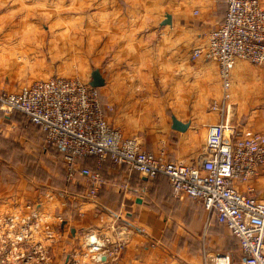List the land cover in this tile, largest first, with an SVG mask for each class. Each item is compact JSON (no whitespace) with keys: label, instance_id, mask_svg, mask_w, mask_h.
I'll return each mask as SVG.
<instances>
[{"label":"rangeland","instance_id":"obj_1","mask_svg":"<svg viewBox=\"0 0 264 264\" xmlns=\"http://www.w3.org/2000/svg\"><path fill=\"white\" fill-rule=\"evenodd\" d=\"M137 9L141 10L129 7V0H0L2 89L14 91L21 85L49 75L70 76L89 82L91 71L98 69L105 80L104 85L98 87L100 101L105 106H112L107 117L116 126H129V93L156 98L147 103H133L134 115L150 109L151 119L162 112L191 119L199 112H209L210 100L203 101L204 93L201 90L205 87V91H208L216 79V83L221 84V81L215 77L212 63L201 57L189 59L194 47L184 48L180 56H174L175 65L168 66L166 71L158 70L155 63V69L150 72H132L129 90V62H137L135 55H129V48L132 50L135 45L145 47L141 40L145 34L135 32L142 28L134 26L132 32H129V20L136 21L139 18ZM132 33L135 38L129 40V34ZM165 45L169 47L170 42L166 41ZM263 72L264 66L239 63L233 71L232 86L247 87L259 79ZM214 96L209 94L208 98ZM183 108L187 111L184 115L181 112ZM0 117H3L0 126V157L3 160V180L6 185L10 182L26 185L25 192L29 199L30 192L43 193L47 189H59L66 182L61 151L49 144L38 127L18 112H5L0 108ZM152 130V139L149 135L140 141V145L143 149L156 151V146L155 149L150 147L153 141L157 145L158 128ZM173 136L176 137V134ZM80 161L81 165L93 164L90 157H83ZM83 200L96 202L97 199L83 195ZM31 207L27 211L21 210L19 214L24 213L26 216L30 209L34 210L36 220L41 218L42 225H51L37 207ZM28 222L33 225L34 219L31 217ZM113 224L115 221L112 222L111 216L107 229L114 230ZM194 227L198 235L203 229V223ZM205 229L208 230L207 239L200 235L198 242H215L216 248L219 245L216 242H229L234 248L227 246L218 251L230 253L233 262L237 264L238 258L234 259L236 240L228 230L217 223ZM54 232L57 234L56 228ZM90 232L99 233L92 229L81 233L78 247L66 256V264H104L117 258L125 244L123 239L116 242L113 233L108 230L103 233L104 237H109L101 250L106 257L97 261L92 258L93 253L88 252V246L82 245L83 236ZM35 237L38 242H10L13 239L12 233L0 227V264H49L52 258L47 245L53 242L54 237H45L41 230L36 232ZM118 246H122V249L117 250ZM29 256H33L32 261ZM204 260L197 264H208L211 258H207V263Z\"/></svg>","mask_w":264,"mask_h":264},{"label":"crops","instance_id":"obj_2","mask_svg":"<svg viewBox=\"0 0 264 264\" xmlns=\"http://www.w3.org/2000/svg\"><path fill=\"white\" fill-rule=\"evenodd\" d=\"M260 1L264 6V0ZM129 7L141 8L136 10L140 13L139 18L136 21L129 20V32H132L134 26L142 28L135 32L145 34L141 40L146 47L135 45L134 49L129 48V55H135L137 61L129 62L130 90L132 72H150L155 69V63L158 70L166 71L168 66L175 65L174 56H180L184 48H205L209 32L224 19L227 3L225 0H129ZM167 15L169 23L166 22ZM129 37V40L135 38L133 33ZM166 41L170 42L169 47H166ZM191 58L190 54L189 59ZM207 61L214 65L215 77L220 80L216 61ZM242 62L253 65L246 60L237 59L233 71ZM210 63L206 62L207 65ZM51 76L55 75L47 77ZM137 77L140 78L139 75ZM232 80L233 72L230 107L224 115L210 108L209 112H199L191 119L176 114L165 115L163 112L151 119L150 109L143 114L140 111L134 115L132 104L155 101V96L129 93V126L124 124L121 127L109 122L119 128L125 137L134 138L139 144L152 133L153 128H158L157 145L153 141L150 149L157 147L154 152L163 150L169 159L195 165L204 156L206 130L212 123L227 118L234 128V135L264 132V72L247 87H233ZM216 82L217 79L208 87V91H205V87L202 88L203 101L210 100L211 104L221 97L222 86ZM2 88L0 84V90H5ZM209 94L215 96L210 99ZM181 112L183 115L187 113L185 108ZM172 116L187 124L184 130L173 128ZM1 123L3 117H0V126ZM174 133L176 137L173 136ZM179 135L182 136L178 137ZM86 157L92 158L93 164L83 166L99 169L106 181L99 189L96 202H84V180L63 182L59 189L51 188L43 193L30 192L29 199L25 192L26 185L22 186L20 182L6 185L3 180V160L0 157V223L6 215L27 211V205L37 207L40 214L46 216V220L57 230L53 242L47 245L52 258L51 264H64V261L66 264V256L78 247L81 233L91 229L101 234L108 230L116 240L123 239L125 242L117 258L104 264H194L203 262L204 258L207 260L208 253L214 250L227 246L234 248L229 242H216L219 244L218 249L215 242H198L200 235L207 239L208 230L205 228L217 222L209 220L208 213L200 202L184 194H175L163 176L148 178L136 171H128L124 165L113 164L110 160L103 161L98 167L94 157ZM124 184L127 188L123 187ZM236 186L243 192H252L264 202V165L257 169L250 180L239 181ZM108 212H112L111 215ZM111 216L112 222L115 221L112 225L114 230L107 229ZM200 222L203 223V229L197 235L194 226ZM235 248L237 252H234V259L238 258L239 262L241 252L237 240ZM231 258L233 262L232 255Z\"/></svg>","mask_w":264,"mask_h":264},{"label":"built area","instance_id":"obj_3","mask_svg":"<svg viewBox=\"0 0 264 264\" xmlns=\"http://www.w3.org/2000/svg\"><path fill=\"white\" fill-rule=\"evenodd\" d=\"M225 1L224 19L209 32L206 47H196L191 53L193 59L216 61L222 93L210 108L223 115L230 107L236 60L264 65L263 4L260 0ZM0 108L18 112L38 127L46 141L61 151L66 183L84 180L86 197L96 199L106 182L99 169L79 165L86 156L94 157L98 167L110 160L148 178L163 176L175 194L200 202L208 218L222 224L236 238L241 252L238 264H264V202L236 186L239 181L250 180L264 165V132L234 135L229 120L221 119L207 127L204 156L197 164L188 165L167 158L163 150L143 149L134 138L125 137L109 122L107 113L113 108L101 103L98 87L75 77L55 75L35 80L17 91L0 90ZM123 187L127 188L125 184ZM31 206L26 207L29 210ZM23 214L6 215L0 223L1 228L12 233L10 242H38V230L45 237H54V227L42 225L41 218L36 220L34 210ZM31 217L33 225L28 222ZM108 241V236L90 232L83 236L82 245L88 246L92 258L100 261L106 257L101 250ZM208 257V264H233L228 252H211Z\"/></svg>","mask_w":264,"mask_h":264},{"label":"water","instance_id":"obj_4","mask_svg":"<svg viewBox=\"0 0 264 264\" xmlns=\"http://www.w3.org/2000/svg\"><path fill=\"white\" fill-rule=\"evenodd\" d=\"M166 17H167L166 22L169 23V16L167 15ZM90 76H91V80H89L88 83L91 86L101 87V86L104 85L105 80L102 77V75H101V73H100V71L98 69L92 70ZM172 126H173V128L178 129V130H184L185 127L187 126V124L181 122L180 120H178L177 118H175L174 116H172Z\"/></svg>","mask_w":264,"mask_h":264},{"label":"bare ground","instance_id":"obj_5","mask_svg":"<svg viewBox=\"0 0 264 264\" xmlns=\"http://www.w3.org/2000/svg\"><path fill=\"white\" fill-rule=\"evenodd\" d=\"M29 85V84H28Z\"/></svg>","mask_w":264,"mask_h":264}]
</instances>
